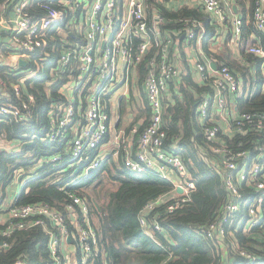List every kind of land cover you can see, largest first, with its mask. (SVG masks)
Segmentation results:
<instances>
[{
    "label": "built area",
    "instance_id": "2783aa9c",
    "mask_svg": "<svg viewBox=\"0 0 264 264\" xmlns=\"http://www.w3.org/2000/svg\"><path fill=\"white\" fill-rule=\"evenodd\" d=\"M180 1L184 5L200 4L216 21L225 22L230 15L234 35L241 34L243 21L241 17L233 16L232 6L228 4L230 0ZM10 2L0 0V32H10L16 51L0 57V63L14 71L20 68L19 61L24 59L27 69L33 65L36 70L27 72L12 84L15 100L1 107L0 114L19 122L31 119L35 96L24 90V83L49 62L50 37L55 31L62 38L56 73L67 74L70 78L59 90L67 104L50 112L44 141L60 142L78 126L68 155L56 154L49 157V162L58 163L65 158L70 162L83 161L89 153L98 150L111 131V115L104 104L108 90L119 81L128 84L135 67L154 49L144 79L151 109L150 122L138 132L136 143L120 133L113 142L117 155L122 157L129 171L155 173L169 179L167 171L171 170L177 176L171 195L149 203L143 213L167 200H173L167 207L169 212L188 202L196 189V180L182 157L164 147V95L168 91V82L176 79L181 71L170 57L172 39L161 34L159 25L166 22L165 18L154 12V22L158 26L150 24L148 9L152 0H52L41 5L44 10L41 16L30 12L32 0H18L13 8V19L7 13ZM252 21L255 30L264 35V0H255ZM199 24L197 20L186 21L184 41L188 46L198 36ZM73 30L82 35V43L69 40ZM249 53L264 59V39L250 47ZM195 67L200 79L210 82L214 88V94L201 103L199 111L205 139L213 155L218 157L212 160V165L222 174L228 192L227 202L204 234L216 244L225 245L221 246V264H228L224 250L229 234L227 225L232 224L245 205H248V218L244 229L264 228V113L245 112L230 116L232 129L242 135L251 134L256 139L248 143L221 141L223 129L216 123V115H230L227 96L240 92L239 81L226 65L214 70L207 61H198ZM0 85L2 89L9 86L5 80ZM105 159L97 151L86 170L98 168ZM245 185L252 190L246 189ZM69 200L66 214L46 203L11 206L7 211L8 218L0 224V251L12 247L9 239L16 232L41 227L48 238L52 264L96 263L102 252L90 205L75 193L69 194ZM141 224L147 226L143 216ZM156 229L160 227L156 226ZM233 254L242 257L245 264H264L253 252L238 245L233 246ZM11 264H26V260L18 258Z\"/></svg>",
    "mask_w": 264,
    "mask_h": 264
},
{
    "label": "trees",
    "instance_id": "16d2710c",
    "mask_svg": "<svg viewBox=\"0 0 264 264\" xmlns=\"http://www.w3.org/2000/svg\"><path fill=\"white\" fill-rule=\"evenodd\" d=\"M51 1L33 0L29 10L33 15L41 16L44 14L41 5ZM13 2L12 5L17 0ZM152 2L149 16L152 18L154 12L160 13L166 21L160 27L178 32L172 35L174 41H177L176 38H183L186 21L197 20L204 28V31L200 28L204 51L218 58V67L228 66L237 80L239 76L236 72L242 75L243 93L234 99L233 104L237 114L264 113V76L260 69L263 59L257 58L259 69L251 77L249 70L232 57L229 47H225L224 55H217L209 50L215 28L204 11L184 6L172 12L156 0ZM232 2L237 12L242 13L243 23L251 16L250 25L254 27L252 14L255 0ZM73 34L75 36H68L71 42H83L82 35L75 30ZM232 34L230 31L229 40H233ZM61 39V35L53 31L48 49L51 55L49 62L42 71L25 81L27 93L35 96L31 119L19 122L0 114V140L20 145L13 150H0V212L3 211L7 198V189L22 175L20 182L23 186L15 201L17 206L46 203L66 214L70 193L87 200L102 252L96 264H221V246L225 245L216 244L204 234L228 200L223 176L212 165V160L218 157L213 155L205 139L199 111L201 103L214 94L210 82L200 81L197 73L189 69L187 62L184 64L185 70L181 69L179 76L168 82V92L164 97V147L182 157L196 180V189L190 200L174 212H169L167 208L173 200H167L143 213L149 203L171 195L174 190L173 181L155 173H133L124 166L121 156H117V159L114 155L107 156L98 168L86 170L97 151L89 153L90 156L83 161L70 162L65 158L58 163L44 160L40 164L43 159L65 148L64 143L43 140L50 112L67 104L59 90L70 77L56 73ZM5 51L9 54L16 49ZM240 52L247 60L254 59L253 54L246 53L245 44L241 45ZM150 59L151 55L147 54L139 65L141 83L147 75ZM32 70H36L33 65L28 69L20 67L14 72L0 66V79L9 84L5 92H0V108L15 100L12 84ZM149 112L150 109L147 108L145 116ZM233 134V138H229L221 132L220 137L223 136L229 143L238 140L248 143L256 139L251 134L242 135L236 129H233ZM25 144L30 145L24 146ZM244 187L252 190V187ZM142 216L147 220L146 227L141 224ZM247 218L248 205H245L234 217L232 224L227 225L229 234L224 250L228 264H245L242 257L233 254L234 245L248 249L264 261V228L245 230ZM156 226L160 229H156ZM9 241L12 247L0 251V264H11L18 258H24L26 264H52L47 247L48 238L41 227L18 231Z\"/></svg>",
    "mask_w": 264,
    "mask_h": 264
},
{
    "label": "crops",
    "instance_id": "0c3cea01",
    "mask_svg": "<svg viewBox=\"0 0 264 264\" xmlns=\"http://www.w3.org/2000/svg\"><path fill=\"white\" fill-rule=\"evenodd\" d=\"M156 1L160 5L162 4L167 10L172 11V12L177 11L181 7H184V6H187L190 8H200L202 11H204L202 9V7L200 6V4H198V3H194L191 5H188V4L184 5L180 0H156ZM14 2H13V0H11V2L7 6V13L11 19H13L15 16L13 8H14V5L17 3L12 5V3H14ZM228 4H230L232 6V9L234 10L233 16L235 15V16L241 17V19H242L243 18L242 13L237 12L236 6L232 2V0H230V3L228 2ZM152 6H153V2H151V6L148 9V17L150 20V24L152 26L156 27L158 25L154 22V13L152 15V18H151V16H149V11L152 8ZM206 14L210 17L211 24L215 28V34L212 37V40H211V43L209 46V50L214 54L224 55L225 50H226L225 47H229L232 51V57L236 61H238V63L242 67L249 70V72L251 73V77H254V75L258 72V69H259L257 66L259 63V60H257V58L258 59H261V58L254 55L253 60H247L246 58L243 57V55H241V52H240V48H241L242 44H245L246 53H249L250 47L258 44V42L260 40L264 39V35L263 34L261 35L260 33H258L255 30V28L250 25V22H251L250 17L251 16H248V18L246 19V23L245 22L243 23L241 34L236 36V35H234V32H233L234 27L231 23L230 15L227 18V21L220 22V21H216V20L212 19V17L208 13H206ZM162 24H165V23H162ZM74 25H75V23L72 24V26H74ZM159 27H160V25H159ZM77 28H78V26H77ZM200 28H201V30L204 31V28L201 25V23L199 24V28H198V36L196 37L193 44L188 46V44L184 41V37L186 36V32H184L183 38H181V39L176 38L177 41H174L172 35H176L178 32L177 33L174 31L172 32L169 29H165V28L162 29L160 27V29L162 31L161 34L164 37L172 39L170 57H171L173 63L180 69V71H181V69H184L185 62H187L189 64V69H191L195 73H197V71H196V67L194 65L198 61H207L208 63H210V65L212 63L217 64L216 60L218 58L214 55L213 56L209 55L203 49L202 32H200ZM230 31H232V33H233L232 34L233 40L228 39ZM181 32L182 31L180 30L179 33H181ZM71 35L75 36L73 33ZM11 37L12 36H11L10 32H7V31H1L0 32V57H4L5 55H7L5 53L6 52L5 50H10V49L14 48ZM8 44H9V46H8ZM152 50H154V49H152ZM153 53H154V51H151L148 54H150L152 57ZM193 63H194V65H193ZM139 65H137L135 67V69L133 70L128 84H124V83L122 84L121 81L117 82V85L115 87L110 88L108 90V94L104 98L105 108L107 109V111L111 115V131H110L109 135L106 137V139L104 140V142L99 146V148L97 150L103 157L107 158V156H109V155H114V157L117 158V156H118L117 153L116 152L114 153V151H116L115 150L116 146L113 142V139L118 133L124 134L126 136V138H128L129 140H133V142L136 143L137 138H138V132L142 130V127L145 128L150 122L151 109H150V106L148 104L147 93H146V89L144 87V82L143 83L140 82L141 76H140V71H139ZM0 66L4 67L1 63H0ZM25 68H27V66ZM6 69H8V68H6ZM260 69H261L262 74L264 76V59L262 60ZM9 71H11V70H9ZM14 71H17V70H14ZM236 73L239 76L238 81H239L241 89H240V92L238 94H236L234 96L233 95L227 96V99L229 101L228 107L230 110V115H229V113L227 115H220V116L216 115V119H217L216 123L220 125V127L223 129V133L226 136H228L229 138H233V136H234L232 125L230 124V120H231L232 116L237 114L236 110L233 109L234 99L236 97H238V95L243 93V84H244L242 75L239 72H236ZM197 75H198V73H197ZM18 80L16 82H18ZM199 80L202 81L200 78H199ZM1 81H2V79H0V83H1ZM24 86H25L24 90L27 92L26 83H24ZM5 90L6 89H2V87L0 85V92H3V91L5 92ZM167 92L165 93V95L167 94ZM165 95H164V97H165ZM75 97L78 100H80L78 94H75ZM84 104H85V102H84ZM147 108L150 109V112H149L148 116H145ZM127 121H128V123H126ZM134 121H136V123ZM77 127L78 126H76L75 129L70 131V133L64 139H62V141H60L61 143L65 144V148L63 151H61V150L57 151L56 154H61V155L67 154L68 155L69 150H70L71 145H72V140L75 138L76 134L78 133ZM134 130H137V132L135 133ZM222 137L223 136L220 137V140L224 141V139ZM43 140H44V138H43ZM18 146H20V145L7 142L6 140H0V150H2V149L13 150L14 148L16 149ZM56 154H54V155H56ZM49 157H52V155ZM49 157L43 159L40 164L42 165L44 160L49 162V160H50ZM167 174H168V177L171 181H173V182L177 181V176L175 175L174 172H172L171 170H168ZM21 178H22V175H19V177H17L15 179L14 183L11 186H9V188L7 189V191H8L7 198L4 201L3 211L0 212V224L2 222L4 223L6 221V219L8 218L7 211L9 210V208L11 206L15 205V201L17 199V196L19 195L20 190L23 186V183L20 182Z\"/></svg>",
    "mask_w": 264,
    "mask_h": 264
},
{
    "label": "water",
    "instance_id": "95a60500",
    "mask_svg": "<svg viewBox=\"0 0 264 264\" xmlns=\"http://www.w3.org/2000/svg\"><path fill=\"white\" fill-rule=\"evenodd\" d=\"M19 65H20V67H26L27 66V61L26 60H24V59H21L20 61H19ZM211 67L214 69V70H217V64H215V63H212L211 64ZM31 144V143H30ZM30 144H25L24 146H27V145H30ZM116 151H114V153H115ZM21 180V179H20ZM180 191V190H179ZM69 241L71 240L70 238L68 239ZM94 264H96V263H94Z\"/></svg>",
    "mask_w": 264,
    "mask_h": 264
},
{
    "label": "rangeland",
    "instance_id": "374dc122",
    "mask_svg": "<svg viewBox=\"0 0 264 264\" xmlns=\"http://www.w3.org/2000/svg\"><path fill=\"white\" fill-rule=\"evenodd\" d=\"M196 63H197V62H196ZM196 63H195V65H196ZM193 65H194V63H193ZM195 65H194V66H195ZM126 123H128V121H127ZM117 159H118V157H117ZM76 264H79V263L77 262Z\"/></svg>",
    "mask_w": 264,
    "mask_h": 264
}]
</instances>
